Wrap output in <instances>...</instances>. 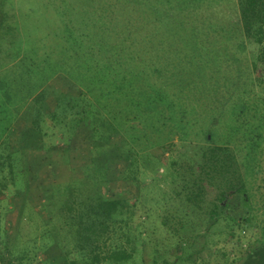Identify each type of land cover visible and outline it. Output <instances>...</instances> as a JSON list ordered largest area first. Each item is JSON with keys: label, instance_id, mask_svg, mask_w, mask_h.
Returning a JSON list of instances; mask_svg holds the SVG:
<instances>
[{"label": "rangeland", "instance_id": "obj_1", "mask_svg": "<svg viewBox=\"0 0 264 264\" xmlns=\"http://www.w3.org/2000/svg\"><path fill=\"white\" fill-rule=\"evenodd\" d=\"M10 1L6 2L7 7H10ZM23 1L26 4L22 12H29L15 19L22 24L19 41L26 45H45L46 42L48 45L41 46V52L44 47L49 51L52 47H62L66 43L60 31L65 16L63 8L60 5L46 6L47 3L39 0H34L30 7L27 6L28 0ZM65 2L68 8H72L77 21L83 18L97 24L96 32L92 33L100 46L104 43L109 48L113 43H118V47L127 45L125 59L130 64L124 67L126 73L132 68L137 71L139 67L146 66L153 71L164 57L162 46L170 48L173 54L174 51L177 54L179 47L182 53L173 55L174 64L180 66L182 63V68H192L188 73L181 68L179 71L188 75L193 87L178 91L174 82L168 85L179 71H169L175 73L173 77L171 74L167 77L157 75L152 80L168 86L179 97L182 108L187 112L185 121L188 125L184 129L178 128L168 140H160L157 134L154 137L148 134L153 140H142L147 146H143L137 156L140 169L132 171L131 177L124 173L127 179L118 174L126 166L125 163L111 162L105 151L113 145L126 144L130 135L116 132V129L113 131V126L107 124L111 140L93 138L91 122H104L108 116L96 107L92 106L88 114L85 113L88 119L81 121L83 125L77 131V138L70 134V142L54 139L49 148H40L43 145L38 141L40 135L34 132L30 123L40 116L46 119L47 111L56 98L49 94L43 103L47 106L45 109L38 107L34 98L29 100L27 93L40 87L39 84L35 77L10 61L14 56L2 52V61L10 63L5 66L1 63L0 68V264H20L17 257L25 253L24 264L28 261L32 264H70L66 252L73 250L74 243L68 226L65 224L62 227L64 222L60 217L62 215L66 220L73 218L83 208L82 202L86 208L100 192L105 191L122 199V209L126 210L124 218L117 221L113 237L103 243L106 249L125 246L133 250V256L119 264H234V261L240 264L246 249L264 236V208L261 207L263 201L259 200L264 191L263 173L257 170L253 177L248 171L251 161L247 157L251 152L248 142L229 141L232 104L248 89L264 92V84L260 86L264 81V66L259 62L264 59V43H253L244 49L238 45L243 39L242 23L237 24L242 18V0H206L192 14L187 12L186 0ZM17 27L20 28L19 24H15ZM9 44L3 45L7 47ZM165 52L170 53L167 49ZM256 62L259 63L258 69ZM50 83L60 90L69 86L67 80H63L61 85L57 78ZM39 90L41 88L36 92ZM40 122L35 127H42L43 133L49 132L46 127L49 119H41ZM207 135L210 138L214 135V138L207 141ZM46 139L48 141L49 137L46 136ZM227 141L229 144H226ZM213 145H222L232 156L226 157L227 168L222 172L205 175L204 202H198L190 209L187 204L172 197L177 193L175 190L178 188L174 186H178L179 178L171 175L170 170L197 167V157L202 154V149ZM130 146L137 144L131 142L127 147ZM148 154L150 157H147ZM65 157L78 168L71 175L63 169ZM106 165H115V169H120L117 173L107 170L111 179L107 186L101 182ZM239 175L242 177L240 183L244 182L246 189L258 197L256 199L255 196V218L231 228L229 219L240 223L238 221L244 214L243 197L236 192L221 209L215 227L208 228V212L214 206L216 197L227 181L236 182ZM77 176L78 179L88 180V183L85 182L87 185L84 183L81 187L83 182L78 180L81 184H76L72 181ZM93 176L100 178V182ZM70 181L72 189L61 188ZM166 194L171 195L172 200L163 201ZM182 214L189 215L190 221H182L184 227L181 233L191 237L180 255L176 248L179 236L173 235L169 227L175 217ZM165 216L169 218L168 224L164 223ZM223 252L227 254L223 255ZM2 256L4 262L1 261ZM70 257L72 254H69Z\"/></svg>", "mask_w": 264, "mask_h": 264}, {"label": "trees", "instance_id": "obj_2", "mask_svg": "<svg viewBox=\"0 0 264 264\" xmlns=\"http://www.w3.org/2000/svg\"><path fill=\"white\" fill-rule=\"evenodd\" d=\"M7 1L10 0H0V68L1 63L4 66L10 63L2 61V57L4 58L1 55L2 52L9 53V56H14L13 60H10L11 62H14L23 71L35 77L40 87L34 88L33 92L41 88L36 93H27L29 100L31 99L32 101L34 98L35 103L38 102L36 105L45 109L47 106L43 103L46 102L47 96L52 94L56 98L51 108L48 111L46 109V119H49L46 127L48 126L50 129L49 132L43 133L42 127H35L37 124H41V119L46 121L42 116L33 118L30 123L34 132L40 135L38 141L43 144L39 146L40 148H47V146L49 148L54 139L65 141V143L70 142V134L77 138V131L83 125L81 121L85 118L88 119L85 113L88 114L92 106L96 107V109L108 116L104 122H99L98 124L91 122L90 125L93 132L91 136L93 138L98 141H104L103 138L109 140L111 134L107 133V124L113 126V131L116 129V132L119 131L121 134L130 135V140L127 139L126 144L124 142L119 143L105 151L107 158L111 162L123 161L125 163L126 166L118 174H123L122 178H126V176H133L132 171L137 168L140 169L137 163V156L143 146H147L143 144L142 140H153L152 137L155 134L159 136L160 140H168L170 136L173 137L178 128L184 129L187 127L188 124L186 125L187 122L185 121L187 112L186 109L182 108L183 104L179 101V97L172 93L168 86L156 84L152 80L157 75L167 77V74H171L173 77L175 73H168L169 71L178 72L181 68V70H186L185 72L188 73L192 69L182 68V63H180V66L179 64H174L173 55H178L179 52L182 53L179 47H177V54L174 50L173 54L170 48L162 46L164 57L159 60L158 66H155L153 71L146 66L144 68L139 67L137 71H133L132 68L130 72L126 73L124 67L126 64H130V61L125 59L127 56L125 50H128L126 44L118 47V43H113L112 48L105 47L106 43L100 46L92 33L93 31L96 32L97 24L87 22L83 18L77 21L72 8H68L69 5L65 2L66 0H39L42 3H47L46 6L60 5L63 8L62 14H65L63 27L60 31L63 35V41H66V43L62 44V47H52L51 52L47 47H44L41 52L40 47L48 45L46 42L45 45L41 43V45H26L19 41L21 39L22 24L15 22V19L20 14L29 12H22L26 3L23 0H11L9 2L10 7H7ZM186 1L187 12L192 14L200 9L206 0ZM32 4H34V0L27 1V6L31 7ZM241 5L242 18L237 21V24L242 23L240 30L243 34V39L239 41L238 45L244 49L253 43L263 44L264 0H242ZM26 10L29 9L26 7ZM84 12L86 13V10ZM30 14L32 15L31 12ZM57 14L61 13L58 12ZM258 21L261 23H258ZM15 24H19L20 28L17 27L16 29ZM172 31L173 35H175L176 32ZM5 35L9 36L5 37ZM7 42L10 43V46L4 47ZM181 42L184 45V39ZM165 49L170 51V53L167 54ZM107 51L109 56L106 55ZM111 52L112 54H110ZM114 54L116 57H114ZM129 57L132 59V55H129ZM259 62L264 66V59L262 61L259 60ZM255 66L258 69L259 63L256 62ZM177 77L179 78L177 79ZM177 77L174 81L168 82V85L174 82L178 91L193 87L188 75L179 71ZM54 78L59 79V84L61 83V85L63 80H67L69 86L60 90L58 86L56 87L50 83V80ZM0 80L2 79L0 78ZM178 81L180 83H175ZM263 84L264 81H261L260 86ZM109 88H112V90L110 91ZM8 92L10 93V91ZM229 124L230 132L232 133L229 141L234 140L235 143L237 141H241V143L245 141L249 144L251 152L249 151L250 153H248L247 157L251 161L248 163V171L253 176L255 171L258 170L263 173L264 177V92L251 88L243 96L241 95L232 104ZM163 133L165 135H161ZM46 136L49 137L48 141ZM206 138L207 141H210L214 138V135H211V138L207 135ZM131 142L137 144V146L127 147ZM226 144H229V142L227 141ZM70 147L67 149L70 150ZM70 154H72V151ZM231 154L225 151L222 145H213L207 149H202V154L197 157L199 158L197 167L188 166L183 171L177 168L171 169L170 174L179 178L178 186H174L178 188L175 190L177 193L172 195V197L184 202L190 209L198 202L203 203L206 195L205 175L210 176L213 172H222V170L227 168L225 166L228 163L226 157H231ZM258 156L261 157L259 158ZM91 157L92 155H90ZM147 157H150V154ZM63 160L65 162V165H63L65 168L63 169L69 175L78 169L71 159L67 160L65 157ZM110 165L104 167L105 171L101 178V182L105 186L109 185L111 180L108 177L107 170L111 169L113 173L120 171V169H115V165L113 167ZM124 173H126V176ZM115 175L118 176L117 174ZM78 177L73 178L72 181L77 182L79 180L78 182H83L81 187L85 182L88 183V180L78 179ZM95 178L99 183L100 178ZM237 178L239 180L236 182L227 181L226 186L224 185L216 197L217 199L213 203L214 206L208 212V228L215 227L220 218L221 209L226 206L228 200L236 192L243 197V213L245 216L244 214L241 215V221H238L240 223L229 219L231 228L234 229L241 223L251 222L255 218L253 211L256 209L257 204L255 201L256 195L246 189L244 182L240 183L241 175ZM72 181L61 188L72 189L73 185L69 184ZM78 182L76 184H81ZM87 183L85 184L87 185ZM1 184L2 181L0 180ZM170 196L166 194L163 197V201L172 200ZM260 196L261 199L259 200L263 201L261 207L264 208V191ZM123 202L120 198L108 195L106 191L104 193L100 192L97 199L92 200L88 207L84 208L85 203L82 202L83 208L77 211L73 218L66 220L61 215L60 218L64 222L62 227H65V224L68 226L74 243L73 250L66 252L70 264H119L133 256V250L130 251L125 246L107 249L103 247L104 241L110 240L115 234L114 231L119 218H124L126 210L122 209ZM67 208L72 207L67 206ZM182 221H190V216L177 215L175 221L169 227L173 235L179 236L176 243L179 254L180 251L185 250L186 243L189 241L188 238L191 237V235L186 236L185 232L181 233L184 227ZM164 223H169V218L166 216ZM127 238L129 239V237ZM69 254H72V257L69 258ZM222 254L226 255L227 253L223 252ZM180 255L177 257H180ZM25 256L26 253L18 256L17 261L20 264H24ZM1 261L4 262L3 256ZM27 264H32V262L28 261ZM240 264H264V236L257 244L251 245L246 249Z\"/></svg>", "mask_w": 264, "mask_h": 264}]
</instances>
